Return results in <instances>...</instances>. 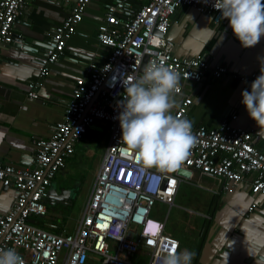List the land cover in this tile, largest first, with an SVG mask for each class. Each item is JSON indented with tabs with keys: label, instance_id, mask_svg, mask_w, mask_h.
Listing matches in <instances>:
<instances>
[{
	"label": "built area",
	"instance_id": "obj_1",
	"mask_svg": "<svg viewBox=\"0 0 264 264\" xmlns=\"http://www.w3.org/2000/svg\"><path fill=\"white\" fill-rule=\"evenodd\" d=\"M89 2L75 0L62 23L49 32L39 62L41 77L63 55ZM25 4L26 0H0V48H23L13 24ZM214 4L215 0H114L107 5L96 32L98 42L108 48L106 58L100 64L88 62L85 74L76 78L63 119L54 124L49 137L35 140L33 165L15 167L0 161V184L15 192L10 208L0 215V250L14 248L24 264H161L165 250L177 245L179 250L178 239L166 231L179 183L187 179L179 169L234 186L249 181L254 193H264V153L255 146L250 129L234 124L236 114L211 128L192 126L196 143L172 172L142 166L120 141L124 75L138 77L143 74L141 65L148 63L176 72L179 83L171 114L188 119V82H200L208 74L222 78L228 73L225 65L210 64L202 54H176L174 42L167 37L173 15L182 5L211 15L215 23L227 20ZM259 75L254 71L234 77L251 89ZM27 94L29 98L40 96L35 82L28 83ZM96 121L106 124L109 140L81 217L73 232L49 231L36 223L47 212L49 186ZM157 204L167 207L163 218L154 215ZM255 206L252 203L248 211Z\"/></svg>",
	"mask_w": 264,
	"mask_h": 264
},
{
	"label": "crops",
	"instance_id": "obj_2",
	"mask_svg": "<svg viewBox=\"0 0 264 264\" xmlns=\"http://www.w3.org/2000/svg\"><path fill=\"white\" fill-rule=\"evenodd\" d=\"M53 1L26 0L13 24V33L23 41V48L15 45L0 48V161L15 167L33 165L35 140L49 137L54 124L63 119L76 78L85 74L88 62L100 64L108 53V48L98 42L96 32L105 18L107 5L114 0H90L75 33L66 41L63 55L50 65L47 75L41 77L39 62L49 32L62 23L75 0ZM167 37L174 42L176 54H202L210 64H223L228 70L222 78L208 74L202 81L186 85L191 98L188 120L192 126L211 128L222 118L236 114L234 124L250 129L255 146L264 153V131L259 130L242 103V91L251 89L232 76L254 71L261 74L264 36L256 45L245 48L233 34L228 20L215 23L211 15L182 5L173 15ZM29 82L38 85V98H29ZM108 140L106 124L96 121L75 145V149L81 145L80 152L87 159L91 157L94 165L88 197ZM66 165L49 186L50 190H55L46 199L44 216L48 214L49 217L36 218L37 224L53 232L67 233L65 224L53 221L60 217L63 206L73 202L75 187L64 179L69 172ZM186 172L183 175L187 179L179 183L174 204L166 218V231L178 239V251L194 252L192 264H264V193H254L249 181L234 186L225 180ZM182 184L192 190L193 208L187 207L180 198L181 202H176ZM64 193H67L65 197ZM14 198V189L0 184V215L10 208ZM254 202L255 208L248 211ZM173 208L191 217L196 215L198 220L187 221L185 232L178 224L169 229L167 221ZM164 214L158 215V207L154 211L159 218Z\"/></svg>",
	"mask_w": 264,
	"mask_h": 264
},
{
	"label": "clouds",
	"instance_id": "obj_3",
	"mask_svg": "<svg viewBox=\"0 0 264 264\" xmlns=\"http://www.w3.org/2000/svg\"><path fill=\"white\" fill-rule=\"evenodd\" d=\"M215 9L229 21L233 34L245 48L256 45L264 36V0H215ZM261 74L242 91V103L249 116L264 131V58ZM138 77L124 75V98L119 102L121 140L142 166L172 172L185 161L196 138L192 122L171 114L179 76L173 70L148 63ZM116 77H113L115 80ZM172 247L164 251L161 264H192L195 253ZM0 264H24L14 248L0 250Z\"/></svg>",
	"mask_w": 264,
	"mask_h": 264
},
{
	"label": "rangeland",
	"instance_id": "obj_4",
	"mask_svg": "<svg viewBox=\"0 0 264 264\" xmlns=\"http://www.w3.org/2000/svg\"><path fill=\"white\" fill-rule=\"evenodd\" d=\"M81 145H77L75 152L67 161L66 169L69 171L64 176L65 180H68V183L72 187H75L72 193L73 196V202L70 205L63 206L60 211V217L54 218V223L57 224H65V230L67 232H71L74 230L76 226L77 220L80 219V216L82 214V210L84 207L85 202L88 199L89 190L92 184V176H91V170L93 169L94 165L92 162L91 157L86 158L83 156V152H80ZM76 153H78L76 157ZM82 154L81 157L79 155ZM94 159V158H93ZM181 191L179 193V196H176V202H181L180 199L184 201V204L187 207H192L194 205L193 198L190 199V196L192 194V190L184 184L181 185ZM180 198V199H179ZM158 207V215H163L165 210L167 209L166 206L162 204H157ZM49 215L47 214L44 217H40L41 219H47ZM38 218V219H40ZM169 220L167 221L168 228L171 229L174 224H178L180 229L184 230V227L188 222L195 220H198L196 215H193V217L189 216L186 212H182L178 208H173L170 211ZM193 234V232L191 233ZM189 242V238L187 237V243Z\"/></svg>",
	"mask_w": 264,
	"mask_h": 264
},
{
	"label": "water",
	"instance_id": "obj_5",
	"mask_svg": "<svg viewBox=\"0 0 264 264\" xmlns=\"http://www.w3.org/2000/svg\"><path fill=\"white\" fill-rule=\"evenodd\" d=\"M143 68H144V64L141 65L140 70L142 71ZM179 172H180V173H185L186 170H184V169H179ZM186 173H187V172H186ZM67 191H68V190H67ZM67 191H66V192H67ZM53 193H55L54 188H51V190L49 189V190H48L47 198L51 197V194H53ZM66 194H67V193H64L63 197H65ZM31 221H33V220H31Z\"/></svg>",
	"mask_w": 264,
	"mask_h": 264
},
{
	"label": "snow or ice",
	"instance_id": "obj_6",
	"mask_svg": "<svg viewBox=\"0 0 264 264\" xmlns=\"http://www.w3.org/2000/svg\"><path fill=\"white\" fill-rule=\"evenodd\" d=\"M153 234L155 235V232H153ZM151 243V241H149Z\"/></svg>",
	"mask_w": 264,
	"mask_h": 264
},
{
	"label": "trees",
	"instance_id": "obj_7",
	"mask_svg": "<svg viewBox=\"0 0 264 264\" xmlns=\"http://www.w3.org/2000/svg\"><path fill=\"white\" fill-rule=\"evenodd\" d=\"M235 74H233L232 76L234 77Z\"/></svg>",
	"mask_w": 264,
	"mask_h": 264
},
{
	"label": "bare ground",
	"instance_id": "obj_8",
	"mask_svg": "<svg viewBox=\"0 0 264 264\" xmlns=\"http://www.w3.org/2000/svg\"><path fill=\"white\" fill-rule=\"evenodd\" d=\"M183 174V173H182Z\"/></svg>",
	"mask_w": 264,
	"mask_h": 264
}]
</instances>
